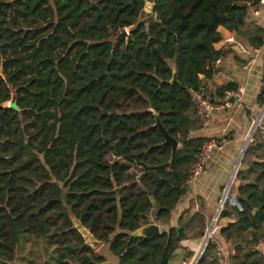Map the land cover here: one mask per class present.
Listing matches in <instances>:
<instances>
[{
  "label": "trees",
  "instance_id": "16d2710c",
  "mask_svg": "<svg viewBox=\"0 0 264 264\" xmlns=\"http://www.w3.org/2000/svg\"><path fill=\"white\" fill-rule=\"evenodd\" d=\"M150 3L0 0V264L16 258L23 234L55 246L56 264H107V251L118 264H159L188 238V212L172 221L206 141L196 134L192 93L215 73L220 26L256 47L264 35L244 31L246 0ZM128 29L127 39L112 40ZM226 90L235 89L219 96ZM156 115L179 141L173 161ZM262 135L253 147L260 153L236 177L240 206L226 204L221 214L236 220L214 232L197 264H220L217 232L236 245L228 264H264ZM152 215L169 230L131 237ZM73 216L100 250L86 244Z\"/></svg>",
  "mask_w": 264,
  "mask_h": 264
},
{
  "label": "crops",
  "instance_id": "0c3cea01",
  "mask_svg": "<svg viewBox=\"0 0 264 264\" xmlns=\"http://www.w3.org/2000/svg\"><path fill=\"white\" fill-rule=\"evenodd\" d=\"M257 0H246L250 5L249 12L246 18V33L256 34L258 28H262L264 35V15L255 16L253 7ZM150 7L152 4L150 3ZM221 38L214 43V50L217 53L214 55L213 67L215 73L212 78H205L203 75V86H205L215 101H220L218 90L222 87L231 86L234 89L243 87L245 93L240 102L229 109L215 111L212 114L211 121L208 127H202L196 134L204 136L206 139L210 137L225 135L228 138V143L224 150L216 151L212 154L208 163L207 174L199 177L193 184L189 185L187 195L182 198L180 203L174 210L173 224L178 225L180 219L184 215L183 223L189 225L188 238L181 241L180 248L175 255L169 259V264H187L196 255L205 244L206 236L204 237L205 229L209 227L216 210L218 209L219 201L224 194V189L228 183L233 165L236 161V156L241 151L249 128L258 113L260 112L263 102L260 100L261 93L264 88V42L260 46V51L257 54H245L240 51L235 45H228L225 39L231 34L248 40L235 31H231L224 26L219 27ZM264 39V38H263ZM263 133V132H260ZM260 133L256 137H259ZM263 138V135H262ZM180 147V145H179ZM236 190V186L234 187ZM228 192L224 198L226 199ZM239 199L238 192L236 194ZM232 202V200H230ZM231 205V203H228ZM231 206H235L232 204ZM222 208V207H221ZM220 208V210H221ZM220 210L217 218L212 223L211 231L215 230L220 217ZM201 214L202 219L196 223L193 217L196 214ZM152 216H149L151 221ZM220 227L227 225L236 220V215L224 216ZM158 222V221H157ZM203 222V223H202ZM161 225L163 229L169 230L170 225ZM217 243V256L220 264H228L229 257L236 251V245L231 239H226L217 232L215 236ZM103 245V244H102ZM102 245L97 249L100 250ZM260 251L264 253V243L260 246ZM107 259V264H118L117 258L109 253H104Z\"/></svg>",
  "mask_w": 264,
  "mask_h": 264
},
{
  "label": "built area",
  "instance_id": "2783aa9c",
  "mask_svg": "<svg viewBox=\"0 0 264 264\" xmlns=\"http://www.w3.org/2000/svg\"><path fill=\"white\" fill-rule=\"evenodd\" d=\"M253 14L255 16L264 15V0H259L257 3H255L253 7ZM225 42L228 45H235L236 47L240 49L241 52L245 54L255 55L259 53L260 51V46L256 47L254 45H251L248 42H245L244 39L237 36L236 34H231L230 36H228L225 39ZM244 93H245V89L243 87H240L236 90H226L224 94V98H222L220 101H215L205 86L203 85L199 86L195 91H193L191 99H192V103L195 108V115L199 119L202 127L205 128L209 126L212 114L215 111L229 109L233 107L235 103L240 102L242 100V96L244 95ZM260 132H263L262 134H263V139H264V102H263L260 112L258 113L257 117L255 118V120L253 121V123L251 124L249 128L248 135L244 143V147L233 165L228 183L224 189V194L219 201L217 214L220 208L222 207L220 210V215H221L224 209V206L229 203L227 202V200L230 197V193L233 188L234 182H236V177H237L238 171L240 170V165L242 164V158L246 152V148H248L249 146H253V147L256 146V137L258 136ZM227 143H228V138L225 135L210 137L206 139L205 143L200 149L198 160L193 166L190 176L188 180L186 181L188 186L193 184L199 177L207 174L208 163H209V160L212 154L216 151L224 150ZM137 176H139V174ZM227 192H229L228 198L224 200ZM236 200L239 203V199L236 198ZM235 206H238V205H235ZM216 216H215V219L217 218ZM151 222L158 223L155 220V217L153 215L151 218ZM212 223L206 230L207 233H210L208 237L210 239L213 237L214 232L217 229L216 227L214 232L213 230L211 231ZM207 233L206 235L204 234V237L207 236ZM261 244L262 242H260L257 249L260 250L259 246ZM187 264H194V259L190 263H187Z\"/></svg>",
  "mask_w": 264,
  "mask_h": 264
},
{
  "label": "rangeland",
  "instance_id": "374dc122",
  "mask_svg": "<svg viewBox=\"0 0 264 264\" xmlns=\"http://www.w3.org/2000/svg\"><path fill=\"white\" fill-rule=\"evenodd\" d=\"M151 12H152V10H151L150 4H149L148 7L146 8V12H145L143 18L145 20H150L151 19ZM122 33L123 34L126 33L124 36V39H127L128 35L130 33V30L129 29L125 30ZM122 33H120L116 37L112 38V40L114 42H116V41H119L120 39H122L121 38ZM5 106H7V107L11 106V102H6ZM243 147H244V145H243ZM243 147H242V149H243ZM254 147H256V146H254ZM242 149H241V151H242ZM241 151L238 152L236 159L239 156V154L241 153ZM248 151H249V153H248ZM254 153L259 154L260 151H259V153H257V151L253 148V146H249L248 148H246V152L242 158V164L240 165V169L244 166V163H247L249 160L254 158V156H253ZM235 186H236V182H234L233 188H232L231 193H230V197L227 200V202L240 206V204L236 200L237 190H234ZM230 200H232V202H230ZM216 215H217V210L214 214V217L212 218L211 223L215 219ZM222 221L223 220H222L221 215H220L219 220H218V224H216L217 229L220 228ZM211 223H210V225H211ZM205 231H206V229H205ZM55 257H56V247L48 244L47 239L45 237L38 239L35 236L23 234L20 237V243H19V246L17 249L16 258L14 260H11L9 262V264H56ZM193 258H192V260H193Z\"/></svg>",
  "mask_w": 264,
  "mask_h": 264
},
{
  "label": "water",
  "instance_id": "95a60500",
  "mask_svg": "<svg viewBox=\"0 0 264 264\" xmlns=\"http://www.w3.org/2000/svg\"><path fill=\"white\" fill-rule=\"evenodd\" d=\"M148 1L150 2L151 0H148ZM125 34L122 33L121 38H124ZM7 81L10 82V79H8ZM177 81H178L177 71L175 70L172 82L176 83ZM156 121H157L156 126L159 128V130L162 132L165 138L163 145L171 146V149H172L171 160L173 161L179 149V145H180L179 141L169 133V131L166 129V127L164 126V124L162 123L158 115H156ZM64 196H65V193H64ZM239 199H241L240 196H239ZM231 211L234 212V208H231ZM143 220H144V224L137 230L131 232L130 233L131 237H139V238H145L149 236L157 237L162 233L161 225L159 223L151 222L148 219V216H144ZM73 222L75 224V228L84 237L87 245L91 246L93 249H98L102 245V242L95 237V235L91 232L90 229L86 228L83 225L80 219H77L75 216H73ZM209 240L210 238L207 239L205 244L202 246V249L200 250V252L196 255L194 259V264H197L199 262L202 254L204 253V251L206 250L208 246ZM159 264H169V258L166 255H164Z\"/></svg>",
  "mask_w": 264,
  "mask_h": 264
},
{
  "label": "bare ground",
  "instance_id": "6f19581e",
  "mask_svg": "<svg viewBox=\"0 0 264 264\" xmlns=\"http://www.w3.org/2000/svg\"><path fill=\"white\" fill-rule=\"evenodd\" d=\"M227 198V197H226ZM226 200V199H225ZM209 235H210V233H207V236H206V241H207V239H208V237H209ZM205 241V242H206Z\"/></svg>",
  "mask_w": 264,
  "mask_h": 264
}]
</instances>
